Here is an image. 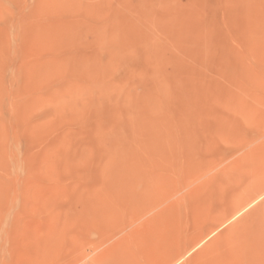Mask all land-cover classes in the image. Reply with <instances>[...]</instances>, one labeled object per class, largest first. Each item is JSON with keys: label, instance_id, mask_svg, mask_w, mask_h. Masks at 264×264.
<instances>
[{"label": "rangeland", "instance_id": "rangeland-1", "mask_svg": "<svg viewBox=\"0 0 264 264\" xmlns=\"http://www.w3.org/2000/svg\"><path fill=\"white\" fill-rule=\"evenodd\" d=\"M177 251L264 264V0H0V264Z\"/></svg>", "mask_w": 264, "mask_h": 264}, {"label": "crops", "instance_id": "crops-1", "mask_svg": "<svg viewBox=\"0 0 264 264\" xmlns=\"http://www.w3.org/2000/svg\"><path fill=\"white\" fill-rule=\"evenodd\" d=\"M188 239L190 240V237L188 236ZM198 241H199V239H198ZM197 241V242H198ZM197 243V242H195V241H193L192 240V243ZM183 253L184 252H181V251H177V252H175V253H172L173 254V259H174V261L171 263V264H175L178 260H180L181 259V256L183 255Z\"/></svg>", "mask_w": 264, "mask_h": 264}]
</instances>
